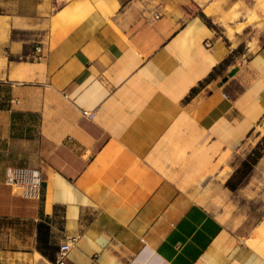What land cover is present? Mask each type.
Returning a JSON list of instances; mask_svg holds the SVG:
<instances>
[{
    "label": "crops",
    "instance_id": "obj_1",
    "mask_svg": "<svg viewBox=\"0 0 264 264\" xmlns=\"http://www.w3.org/2000/svg\"><path fill=\"white\" fill-rule=\"evenodd\" d=\"M214 1L0 0L1 264H264L183 188L264 123V11Z\"/></svg>",
    "mask_w": 264,
    "mask_h": 264
},
{
    "label": "rangeland",
    "instance_id": "obj_2",
    "mask_svg": "<svg viewBox=\"0 0 264 264\" xmlns=\"http://www.w3.org/2000/svg\"><path fill=\"white\" fill-rule=\"evenodd\" d=\"M222 2L223 0H216L208 7L212 9V15L222 13L224 18L227 17L226 20L233 22H238L243 15L246 22L238 24L235 29L241 30L247 24L255 25L258 22V6L263 5L259 4V0H233L231 9L226 13L222 10ZM226 27L230 33L234 32L232 27ZM263 128L264 123L257 127L243 146L230 152L223 167L216 166L214 170L205 173L209 176L203 175L189 180L183 188L264 257V241L255 240L257 230L264 226ZM30 229V226L25 228L26 234ZM24 244L29 245L30 242ZM6 260L0 258V264L1 261L8 263ZM41 261L45 260L36 255L33 264H42Z\"/></svg>",
    "mask_w": 264,
    "mask_h": 264
},
{
    "label": "built area",
    "instance_id": "obj_3",
    "mask_svg": "<svg viewBox=\"0 0 264 264\" xmlns=\"http://www.w3.org/2000/svg\"><path fill=\"white\" fill-rule=\"evenodd\" d=\"M207 47H212L211 41H206ZM37 52H41V48L38 47ZM40 182V171L27 169V168H13L10 167L6 170V183L12 188L23 189L27 186H36ZM77 237H68L63 243L59 245V249L56 254L55 264H66V259L69 252L76 245Z\"/></svg>",
    "mask_w": 264,
    "mask_h": 264
},
{
    "label": "trees",
    "instance_id": "obj_4",
    "mask_svg": "<svg viewBox=\"0 0 264 264\" xmlns=\"http://www.w3.org/2000/svg\"><path fill=\"white\" fill-rule=\"evenodd\" d=\"M47 230H48V227L46 225L42 223L39 224V231H40V236H41L40 238L42 241H41V244L38 245V250L50 260H54L53 255L57 247L48 244Z\"/></svg>",
    "mask_w": 264,
    "mask_h": 264
},
{
    "label": "bare ground",
    "instance_id": "obj_5",
    "mask_svg": "<svg viewBox=\"0 0 264 264\" xmlns=\"http://www.w3.org/2000/svg\"><path fill=\"white\" fill-rule=\"evenodd\" d=\"M261 3H263V5H259L258 6V9L259 10H261V11H264V0H259V4H261ZM258 10V11H259ZM207 12H208V14H212V10H207ZM232 12V11H231ZM235 12V11H234ZM233 13V12H232ZM231 15V14H230ZM230 15H229V17H230ZM257 15V14H256ZM228 16V15H227ZM231 16H235V14L234 15H231ZM227 18V17H226ZM225 18V19H226ZM257 18V17H256ZM224 19V20H225ZM224 22V21H223ZM255 240H257L258 242L259 241H264V226H263V228H259V230H257V232H256V239ZM254 240V241H255ZM257 250H258V248H257Z\"/></svg>",
    "mask_w": 264,
    "mask_h": 264
}]
</instances>
